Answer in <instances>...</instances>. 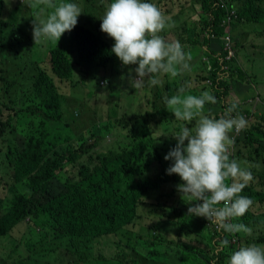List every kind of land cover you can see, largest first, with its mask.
<instances>
[{
	"label": "trees",
	"instance_id": "obj_1",
	"mask_svg": "<svg viewBox=\"0 0 264 264\" xmlns=\"http://www.w3.org/2000/svg\"><path fill=\"white\" fill-rule=\"evenodd\" d=\"M194 2L188 12L184 11L187 7L177 11L175 3L166 5L162 12L169 19L197 13L198 22L197 18L192 21L194 31L188 30V20L179 24L182 30L178 32V41L191 54V60L195 50L189 51L190 46L207 49L200 60L204 72L197 73L196 79L217 100L216 104L205 105L204 114L219 118L234 103L228 102L230 82L224 78V67L229 66L232 79L242 81L245 73L238 57L245 46L233 36L237 59L232 62L225 60L223 43L221 54L214 51L212 35H216L215 39L224 36L221 23L225 10L217 0ZM233 5L239 14L233 28L264 24V0H233ZM7 26L8 22L0 24L2 28ZM255 30L257 36H264V29ZM101 32V28L77 26L70 50L51 48L49 66L60 82L71 81L77 66L93 70L120 61L111 52L114 44ZM161 35L165 39L168 36L166 30ZM23 38L31 39L30 35ZM3 45L0 42V47ZM12 48L10 44L8 58ZM71 50L78 53L76 59L65 53ZM31 59V77L26 78L31 83L26 91L15 88V94H10L14 82L0 79L8 83L4 93L10 95L7 105L0 101V173L10 176L8 181L0 178L6 193L0 195V248L4 247L0 264H56L53 255L58 249H64L59 261L62 264H161L162 258L167 259L166 264H185L183 261L189 255L205 257L209 264H225L230 253L240 246L264 244V116L250 121L245 118L247 127L235 139L230 156L261 165L259 170L252 169L253 179L242 193L253 200V205L245 216L233 221L252 231L250 235H228L206 218L186 215L190 202L184 201L177 191V185L183 181L178 175L167 174L171 161L164 159L177 141L171 142L169 138L161 147L154 134V125L168 128L187 123L175 120L164 103L165 97L182 95L181 88L185 89L183 94H201L185 88L186 78L166 76L162 87H146L152 94L146 110L116 121L110 117L104 130L117 139L113 142L116 147L98 152L96 143H89L96 136H82L79 140L75 136L73 140L72 135L61 138L51 134L48 122L63 120L64 94L53 77L40 67L37 60L41 57L35 52ZM240 110L237 104L233 114L244 116L251 112ZM70 125L66 122L67 127ZM15 132L23 134V147L6 136ZM74 143H78L76 148ZM225 238L229 245L220 249ZM207 241L211 248L205 245ZM199 262L196 259L193 264Z\"/></svg>",
	"mask_w": 264,
	"mask_h": 264
},
{
	"label": "clouds",
	"instance_id": "obj_2",
	"mask_svg": "<svg viewBox=\"0 0 264 264\" xmlns=\"http://www.w3.org/2000/svg\"><path fill=\"white\" fill-rule=\"evenodd\" d=\"M28 7L40 9V13L48 10L46 15L38 13L33 18L35 45L57 44L77 26L82 14L77 3L66 0H29ZM101 21V31L115 41L111 52L124 66L138 65L129 73L132 88L162 87L164 77L176 78L189 70L191 54L179 41H169L161 35L171 25L155 3L111 0ZM179 91L182 95L165 97L164 103L175 120L187 123L173 137L177 144L164 159L171 161L167 174L178 175L183 181L177 191L190 202L186 215L206 218L228 235H250L249 227L233 221L251 209L253 200L242 193L253 179L252 169L259 170L261 165L230 159L234 145L231 134L245 130L248 122L242 115L233 116L236 103L225 108L219 118L205 115V105L217 103L210 91L200 95L183 94L184 88ZM193 122L194 126L188 127ZM228 245L225 238L219 247L225 249ZM225 264H264V244L240 246L230 253Z\"/></svg>",
	"mask_w": 264,
	"mask_h": 264
},
{
	"label": "rangeland",
	"instance_id": "obj_3",
	"mask_svg": "<svg viewBox=\"0 0 264 264\" xmlns=\"http://www.w3.org/2000/svg\"><path fill=\"white\" fill-rule=\"evenodd\" d=\"M194 1L196 0H176V2L174 0H157V2L154 3L163 11L166 5L171 6L175 3L177 11L183 7H187L184 11L188 12L192 3H195ZM217 1L235 9L236 16L232 18L230 23H227V14H225L221 23V26L224 28V36L221 39H215L216 35L213 34L212 37L214 39L212 40L213 43L211 47L214 51L221 54V44L223 43L225 60L232 62L237 59L236 42H234L233 36H237L241 44L245 46V51L240 53L238 57V64L245 73V75H243L244 79L240 82H238L237 79H232L229 66L224 67L226 71L224 78L230 82V87L227 90L228 102H234L240 105L242 109L240 111H251L250 114L244 113V117L250 121L254 118L264 116V36H257L256 32L258 30H255L256 28H259L260 31L263 30L264 24L255 26V28L251 25L237 30L235 27L233 28V23L238 18L239 14L235 5H233V0ZM66 2L77 3L82 9V14L78 17L77 26L96 29L101 28V18L104 15L107 4L110 3L111 0H66ZM28 4L29 0H24V3L23 0H0V24L3 22L9 23V26L5 28L0 27V42L4 43V45L0 47V79L5 78L9 80V84L14 82L15 85L13 88H9L6 86L8 83L0 81V101L6 105L9 102L10 98L8 97L10 95L4 93L5 87L9 88L10 94H13L14 91L19 88L23 91L28 89L31 82H28L26 78L31 77V58H33L36 52V54L41 57V60H35L38 61L41 68L45 69L53 77L58 88L64 94V100L62 102L63 120L59 122H48L51 134L61 138L72 135L73 140H76L75 136L78 137L77 140L82 136L87 139H90L91 135L96 136V138L91 139L89 143H96L95 149L98 152H107L109 149L116 147V144L113 142H116L117 139H114L113 136H110L109 133L104 130L109 118L112 117V120L116 121L122 117L131 116L133 113L137 112L136 110H146L149 107L148 101L152 100V94L147 92L146 88L143 90H136L131 87L129 83V73L134 69V66H124L122 62L121 70L116 64L105 68H94L93 70L82 69L77 66L71 81L66 80L60 82L52 73L49 66L48 59L50 50L55 46L65 47L67 50H70L74 29L71 32H66L57 44L41 42L35 45L32 22L34 16L40 13V9H31L28 7ZM47 11L48 10H45L44 13L40 14L46 15ZM185 14L177 18L169 19L171 27L166 30L170 31L174 27L176 21L186 19L188 20V30L190 32L194 31V24L192 21L198 17L197 13ZM197 20L198 18L195 21L196 23L198 22ZM180 30H182L181 25H179V30L174 29L172 31L171 37L166 36V40L173 39L174 41H178V31ZM17 34L18 38L16 36ZM101 34L106 36L111 43H115V41L109 38L105 33L101 32ZM29 35L32 42L23 38V36L29 37ZM229 35L231 39L229 48L233 51V55L230 54L226 46V38ZM10 44H12L13 48L11 49V58H8ZM206 50V48H202L203 56ZM197 52L198 50H195V53ZM65 53L75 57V59L76 56L78 57V53L74 50L65 51ZM191 65V68L181 76V78H186L187 80L184 82L185 88L199 93L210 91L209 89L204 90V85L196 79L197 73L201 74L204 72V66L202 67L200 61L198 62L196 58L192 60ZM125 72H127L128 75H125ZM20 74H22V76ZM23 77L25 81L22 80ZM165 82L166 80L164 77V83ZM21 84H23V86H21ZM208 84L210 85V83ZM217 111L220 113L218 108ZM5 114L7 115L8 112H5ZM6 115L4 117H6ZM236 115L237 114H233V116ZM66 122H69L71 125L67 127ZM192 126H194V122L188 127ZM154 129L157 143L162 147V143L169 138L171 142H174L175 139L173 137L180 130V127L178 125H172L168 128H164V125H154ZM242 132L236 136L233 133L231 135L237 139L241 136ZM6 136L11 137L18 147H23V134L15 132L13 134L8 133ZM98 137L102 138L99 142H96ZM1 141L2 139L0 138V142ZM61 142L65 141L61 139ZM73 146L76 148L78 143H74ZM1 167L3 171V166L1 165ZM3 177L6 181L10 179V176L5 174V172L3 174L0 173V178L4 180ZM4 194L6 193H4L1 187L0 195L3 196ZM114 240L116 241V238ZM205 245L211 248L208 241ZM3 248H0V255H3ZM107 251L109 250L107 249ZM54 254L53 257H56L54 258L56 260L53 261H55L56 264H62L59 261H61V256H64V249H58ZM187 258L188 259L185 261L182 260L185 264H193L196 259L200 261L196 264H209L206 259H204L205 257L200 255H189ZM160 263L166 264L167 259H160ZM172 264L179 263L172 262Z\"/></svg>",
	"mask_w": 264,
	"mask_h": 264
},
{
	"label": "crops",
	"instance_id": "obj_4",
	"mask_svg": "<svg viewBox=\"0 0 264 264\" xmlns=\"http://www.w3.org/2000/svg\"><path fill=\"white\" fill-rule=\"evenodd\" d=\"M147 1H150V0H147ZM152 2H157V0H151ZM193 14H196L195 12H193ZM186 19H180L179 21H176L175 22V25H174V28H172L170 31H168V30H166V32H167V35L168 36H170L171 37V34H172V31L174 30V29H176L177 28V26L181 23V22H183V21H185ZM179 32V31H178ZM164 36V35H163ZM256 36V35H255ZM169 40V39H168ZM169 41H174L173 39L172 40H169ZM188 50L189 51H192V50H196V48H194V46H190L189 48H188ZM200 52H201V55H200ZM203 56V54H202V51L198 48V52L197 53H195V54H193V56H192V60H194L195 58L198 60V62L201 60V57ZM192 60H191V62H192ZM116 65H118V67L120 68V69H122V65H121V61H117V64ZM135 67H138V65H136V66H134V68ZM125 75H128V73L127 72H125ZM137 112L138 111H142V109H139V110H136Z\"/></svg>",
	"mask_w": 264,
	"mask_h": 264
},
{
	"label": "built area",
	"instance_id": "obj_5",
	"mask_svg": "<svg viewBox=\"0 0 264 264\" xmlns=\"http://www.w3.org/2000/svg\"><path fill=\"white\" fill-rule=\"evenodd\" d=\"M234 16H236V13H235V15ZM233 16V17H234ZM232 17V18H233ZM232 18H231V20H232ZM231 20L230 21H228V18L226 19V22L227 23H230L231 22ZM226 40H227V44H226V46H227V48L229 49V52H230V54L231 55H233V51L229 48V43H230V35L226 38ZM242 132V131H241ZM241 132H239V133H236V132H233V134L236 136V135H239ZM234 138V141H235V137H233ZM234 146V145H233ZM233 152V147H232V149H231V153ZM212 226L214 227V228H216V226L214 225V224H212ZM217 229V228H216Z\"/></svg>",
	"mask_w": 264,
	"mask_h": 264
},
{
	"label": "bare ground",
	"instance_id": "obj_6",
	"mask_svg": "<svg viewBox=\"0 0 264 264\" xmlns=\"http://www.w3.org/2000/svg\"><path fill=\"white\" fill-rule=\"evenodd\" d=\"M224 10H225V13L227 14V18H228V21L231 20V18L235 15L236 11L235 9H232L230 7H228L227 5L225 4H222Z\"/></svg>",
	"mask_w": 264,
	"mask_h": 264
}]
</instances>
